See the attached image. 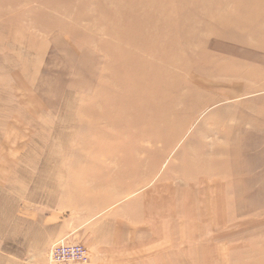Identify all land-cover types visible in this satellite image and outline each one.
<instances>
[{
    "label": "rangeland",
    "instance_id": "obj_1",
    "mask_svg": "<svg viewBox=\"0 0 264 264\" xmlns=\"http://www.w3.org/2000/svg\"><path fill=\"white\" fill-rule=\"evenodd\" d=\"M62 244L264 264V0H0V264Z\"/></svg>",
    "mask_w": 264,
    "mask_h": 264
},
{
    "label": "built area",
    "instance_id": "obj_2",
    "mask_svg": "<svg viewBox=\"0 0 264 264\" xmlns=\"http://www.w3.org/2000/svg\"><path fill=\"white\" fill-rule=\"evenodd\" d=\"M88 256L86 248L77 244H62L51 249L50 258L53 263H72ZM75 263V262H74Z\"/></svg>",
    "mask_w": 264,
    "mask_h": 264
}]
</instances>
